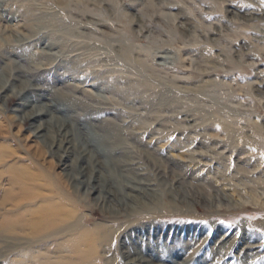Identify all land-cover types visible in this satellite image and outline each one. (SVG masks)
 Segmentation results:
<instances>
[{"label":"rangeland","instance_id":"obj_1","mask_svg":"<svg viewBox=\"0 0 264 264\" xmlns=\"http://www.w3.org/2000/svg\"><path fill=\"white\" fill-rule=\"evenodd\" d=\"M66 1L0 0V222L90 235L0 264H264V0Z\"/></svg>","mask_w":264,"mask_h":264},{"label":"bare ground","instance_id":"obj_2","mask_svg":"<svg viewBox=\"0 0 264 264\" xmlns=\"http://www.w3.org/2000/svg\"><path fill=\"white\" fill-rule=\"evenodd\" d=\"M58 1L60 4H63V5H65L67 3L66 0H58ZM77 2L80 3L81 0H77ZM250 18H252V16L248 15L246 19H250ZM41 112H42V114H45V112H43V111H41ZM1 205H5V202H2ZM22 208L25 210V207L21 206V203L13 204V210L11 211V213H8V215L9 214L14 215V214H16V213H14L15 211L16 212L20 211V210H22ZM58 209H60L62 211L65 210L64 207L61 205H58L56 207V210H58ZM8 211H10V210H8ZM56 213H57V217H58L59 212H56ZM30 219L17 220V221H14L13 223L6 222V221H4L3 223L0 222V233H2V234L3 233H5V234L9 233L10 236H16V237H11L14 240H20V239H17V237L20 235L26 234L27 238L29 239V242H27V243H31V242L35 243V242L49 241L50 239H54L55 237H60L61 235L65 234L68 231H80L81 221H79V219H77V220L75 219L76 221L73 220V222L71 224H68V225H59L55 230H52V231L44 230L45 232L41 231L42 226H40L39 223L34 222L33 219L32 220H30ZM28 226H30L29 229H28ZM31 228L35 232H42V233H38L37 235L31 236V233H30L31 231H29ZM87 234L90 235V232L80 231L79 234L76 235V240L78 241V239H80V241H83V239L85 237H87L86 236ZM19 238H22V237H19ZM86 260L87 259H83V261H86Z\"/></svg>","mask_w":264,"mask_h":264}]
</instances>
